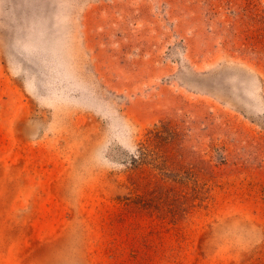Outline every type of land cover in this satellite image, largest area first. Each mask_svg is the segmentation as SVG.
I'll return each mask as SVG.
<instances>
[{"label": "rangeland", "instance_id": "rangeland-1", "mask_svg": "<svg viewBox=\"0 0 264 264\" xmlns=\"http://www.w3.org/2000/svg\"><path fill=\"white\" fill-rule=\"evenodd\" d=\"M0 264H264V0H0Z\"/></svg>", "mask_w": 264, "mask_h": 264}]
</instances>
